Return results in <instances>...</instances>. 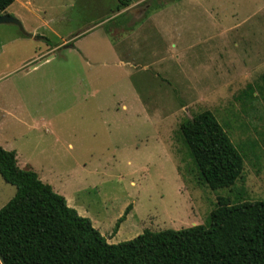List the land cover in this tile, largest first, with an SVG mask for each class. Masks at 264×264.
Here are the masks:
<instances>
[{
	"label": "rangeland",
	"instance_id": "374dc122",
	"mask_svg": "<svg viewBox=\"0 0 264 264\" xmlns=\"http://www.w3.org/2000/svg\"><path fill=\"white\" fill-rule=\"evenodd\" d=\"M119 5L13 0L4 15L21 28L0 25V147L108 244L202 225L218 198L263 202L264 0ZM203 111L244 158L229 188L201 184L179 137ZM14 193L0 177V209Z\"/></svg>",
	"mask_w": 264,
	"mask_h": 264
},
{
	"label": "trees",
	"instance_id": "16d2710c",
	"mask_svg": "<svg viewBox=\"0 0 264 264\" xmlns=\"http://www.w3.org/2000/svg\"><path fill=\"white\" fill-rule=\"evenodd\" d=\"M12 3L0 0V15ZM119 3L117 11L129 0ZM242 97L252 100L251 86ZM178 134L201 184L214 191L241 179L244 158L210 111L183 120ZM0 177L15 188L0 209V264H264V201L218 198L202 225L144 230L129 241L108 244L89 219L68 207L33 170L19 168L15 152L2 147Z\"/></svg>",
	"mask_w": 264,
	"mask_h": 264
},
{
	"label": "water",
	"instance_id": "95a60500",
	"mask_svg": "<svg viewBox=\"0 0 264 264\" xmlns=\"http://www.w3.org/2000/svg\"><path fill=\"white\" fill-rule=\"evenodd\" d=\"M1 24H12V25H16L19 28H21L20 23L17 20H14L10 17H8L7 15H0V25Z\"/></svg>",
	"mask_w": 264,
	"mask_h": 264
}]
</instances>
